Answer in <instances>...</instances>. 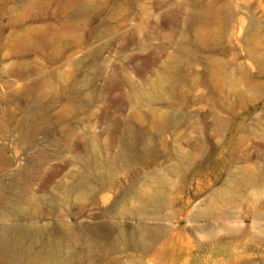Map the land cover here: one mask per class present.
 <instances>
[{
	"label": "rangeland",
	"instance_id": "rangeland-1",
	"mask_svg": "<svg viewBox=\"0 0 264 264\" xmlns=\"http://www.w3.org/2000/svg\"><path fill=\"white\" fill-rule=\"evenodd\" d=\"M94 165L110 186L49 204ZM12 183L38 226L134 227L126 192L163 203L153 255L120 264H264V0H0Z\"/></svg>",
	"mask_w": 264,
	"mask_h": 264
},
{
	"label": "bare ground",
	"instance_id": "bare-ground-1",
	"mask_svg": "<svg viewBox=\"0 0 264 264\" xmlns=\"http://www.w3.org/2000/svg\"><path fill=\"white\" fill-rule=\"evenodd\" d=\"M75 175L76 181L59 186L62 200L48 199L51 206L83 199L77 204L82 208L113 182V173L102 171L97 165ZM132 193L126 192L121 199L131 196L135 199L129 209L139 221L134 227H122L112 222L75 226L62 221L54 226H38L32 222L24 223L30 217L24 206L39 202L40 198L32 197L28 186L0 184V264H120L121 249L140 256L152 254L164 228L145 224L143 219L167 207L154 198L142 199ZM116 208L112 205L101 216H110L113 212L119 214ZM5 221L15 224L6 226ZM127 264L144 263L131 256Z\"/></svg>",
	"mask_w": 264,
	"mask_h": 264
}]
</instances>
